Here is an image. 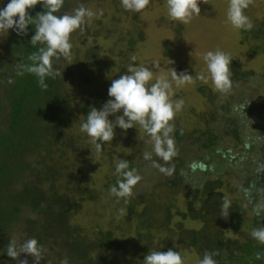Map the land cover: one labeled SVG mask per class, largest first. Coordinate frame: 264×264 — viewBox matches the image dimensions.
Masks as SVG:
<instances>
[{
  "label": "trees",
  "instance_id": "1",
  "mask_svg": "<svg viewBox=\"0 0 264 264\" xmlns=\"http://www.w3.org/2000/svg\"><path fill=\"white\" fill-rule=\"evenodd\" d=\"M72 1L64 0L56 15L66 14ZM80 1L86 4V0ZM42 11L38 4L28 14L35 19ZM35 30L33 21L25 34L1 31L5 46L0 54V264H17L6 254L10 240L20 244L30 238L46 250L40 264H60L64 258L68 264H142L149 251L169 249L178 251L183 260L188 253L201 260L208 251L217 253L213 256L216 264H264V255L256 259V253L264 254V244L251 236L253 228L264 227V211L259 215L255 211L264 202V128L258 134L248 133L253 127L245 118L250 104L242 109L239 103L227 100L234 99V92L244 98L240 86L255 74L242 71L241 64L231 57V91L214 95L200 89L207 96L209 110L199 114L201 129L188 133L175 129L171 176L143 158L150 152L153 160L158 159L153 147L145 144L150 137L139 126L126 132L115 128V135H126L128 142L142 134L125 159L129 170L135 169L141 177L125 203L110 194L120 161L113 154L119 146L116 136L97 153L81 131L90 109H101L109 99L110 84L96 95L98 101L88 96L78 108L68 105L64 90L71 72L61 65L66 58L61 56L52 58V69L58 74L45 77L47 87H41L39 77L28 71L33 63L30 57L43 46L30 44ZM82 32L92 37L86 24ZM143 38L140 34L139 40ZM256 38L264 40V27ZM135 44L130 40V47ZM99 53L96 44L89 46V66H99L97 61L94 64ZM218 95L224 102L215 110ZM235 116L239 119H233ZM83 156L92 162L78 161ZM96 161L101 163L98 170L102 165L109 170L101 186L124 215L112 226H98L90 232L77 217L84 198L91 203L101 198V191L86 179ZM145 179L146 190L142 186ZM225 197L230 201L227 219L221 217ZM187 222L196 226L188 227ZM28 261L32 264L31 257Z\"/></svg>",
  "mask_w": 264,
  "mask_h": 264
},
{
  "label": "rangeland",
  "instance_id": "2",
  "mask_svg": "<svg viewBox=\"0 0 264 264\" xmlns=\"http://www.w3.org/2000/svg\"><path fill=\"white\" fill-rule=\"evenodd\" d=\"M9 2L10 0H0V9ZM80 2V0H73L65 10L66 14H73L74 10L82 5ZM228 6L229 0H207V4L201 0L200 15H193L190 23L182 24L169 18L166 0H150L141 12L124 10L121 0H86L84 7L95 13L90 19L86 18L85 23L92 31V37L85 36V33L77 29L70 37L71 49L61 64L64 68H69L71 72L65 81L64 94L67 104L78 108L79 102L88 96L98 101L96 95L103 92L107 84L111 86L113 79H118L120 75L125 74L129 64L144 65L153 71V80L149 82V86L158 77L163 76L172 82L170 99L184 100L182 110L175 115L176 128L174 127L171 133L175 144V129L188 133L201 129L203 126L199 114L207 113L209 105L207 96L200 93V89L204 88L205 94L216 95L219 92L214 90L210 79L207 83L195 79L192 84L177 86L172 81V69L177 74L187 71L194 78L202 71L207 75L204 55L208 51L220 50L234 57L241 64L242 71L255 74L240 86L239 93L244 98L236 96L234 92L232 93L235 96L234 99L227 100L234 105L236 103L250 104L245 118L247 117L250 126L253 127L248 133L258 134L264 128V40L256 37L264 27V0H254L245 10V15L253 24L250 31L237 30L230 24L227 19ZM140 34L144 36V40H139ZM3 36L0 31V54L5 46ZM132 39L136 44L130 47L129 42ZM92 44L100 48L99 55L95 58L96 60L94 59V64L96 61L99 63L98 67L89 66V62H86V53ZM133 55L136 57L134 62L131 60ZM220 96H217L216 103L219 105L216 104L215 110L224 102L223 100L221 102ZM75 111L80 113L79 110ZM117 115H122V112ZM115 118L110 116L112 121H115ZM233 119L239 118L235 116ZM115 136V142L119 146L113 154L118 160L127 159L134 147L133 143H139L142 139V134L131 142H128L125 139L126 135L122 133L118 132ZM230 143L227 142L226 146L230 147ZM145 144L147 147H153L151 140ZM78 161L92 162L84 156L78 157ZM100 164L97 161L95 164L91 163L92 167L89 168L92 171L86 179L91 181L90 186L93 189L101 191V198L95 203L84 198L81 212L77 217L78 223L84 230L90 232L98 226L108 228L113 225L114 220L118 221L124 215V211L116 210L113 198L105 193L101 186L109 170L103 165L98 170L97 167ZM147 184L148 180L145 179L142 185L144 190ZM143 188L140 189L143 191ZM180 202L183 204L181 200ZM186 225L196 226L190 222ZM128 234L129 232L125 233V235ZM24 258L22 256V259ZM199 261L195 253H188L184 258V264H199Z\"/></svg>",
  "mask_w": 264,
  "mask_h": 264
},
{
  "label": "clouds",
  "instance_id": "3",
  "mask_svg": "<svg viewBox=\"0 0 264 264\" xmlns=\"http://www.w3.org/2000/svg\"><path fill=\"white\" fill-rule=\"evenodd\" d=\"M200 2L201 0H166L169 18L182 24L190 23L193 15H200ZM202 2L207 4V0ZM253 2L254 0H229L227 19L235 29L250 31L253 28L249 17L245 15V10ZM149 3L150 0H121L122 8L130 12H141ZM38 4L43 6L44 11L33 19L28 10ZM63 4L64 0H10L0 9V31L8 32L13 29L18 35L25 34L29 24L33 21L36 23L30 44L35 46L40 43L43 46L39 48L38 53L30 57L33 63L28 71L39 77V84L44 88L47 87L45 77L54 78L58 74L52 69V58L67 56L71 49V34L77 29L83 31L86 18L90 19L95 15L83 5L76 8L71 15H56ZM203 59L207 75L202 71L194 78L187 71L177 74L172 69V81L177 86H183L194 83L195 79L205 83L210 79L215 91L229 93L232 89L231 56L217 50L208 51ZM131 60L134 62L136 57L133 55ZM152 80L153 71L149 67L129 64L125 74L112 80L108 89L109 99L102 108L90 109L86 122L81 124V131L87 134L88 142L94 145L99 153L105 142L113 140L115 128L119 127L126 132L139 126L150 137L153 152L158 159L153 160V153L150 152H145L143 158L152 161V166L162 174L171 176L175 165L170 162L176 155L174 140L171 137L175 127L172 121L176 113L182 110L184 100L170 99L172 82L167 78L160 76L149 86ZM240 107L245 109L247 106L242 104ZM121 112L122 115H117ZM110 116H115V121L110 120ZM115 174L117 180L110 188V194L118 199L123 198L127 203V198L131 197L132 190L141 177L136 174L135 169L129 170V162L125 159L116 164ZM229 208L230 201L225 197L221 204V217L227 219ZM255 211L257 215L264 211V202L258 204ZM251 236L260 244H264V227L253 228ZM45 251L35 238L20 244L13 239L7 245L6 254L16 260L17 264H29L27 257L32 258V264H40ZM216 254L206 251L199 264H216L213 259ZM22 255L24 259H21ZM262 255L264 254L256 253V259H261ZM60 264H68V259L64 258ZM142 264H184V260L178 251L172 249L166 252L152 250L144 257Z\"/></svg>",
  "mask_w": 264,
  "mask_h": 264
}]
</instances>
